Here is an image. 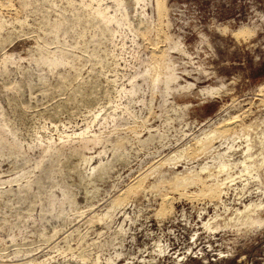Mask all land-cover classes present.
Wrapping results in <instances>:
<instances>
[{
    "label": "rangeland",
    "instance_id": "374dc122",
    "mask_svg": "<svg viewBox=\"0 0 264 264\" xmlns=\"http://www.w3.org/2000/svg\"><path fill=\"white\" fill-rule=\"evenodd\" d=\"M262 149L264 0H0V264H264Z\"/></svg>",
    "mask_w": 264,
    "mask_h": 264
},
{
    "label": "bare ground",
    "instance_id": "6f19581e",
    "mask_svg": "<svg viewBox=\"0 0 264 264\" xmlns=\"http://www.w3.org/2000/svg\"><path fill=\"white\" fill-rule=\"evenodd\" d=\"M200 91L202 93L203 92H206L203 89H201ZM249 148H251V147H249ZM248 161L250 162V164L248 165L247 168H252L253 167L254 170L257 169L256 168L257 166L260 168V166L262 164L264 165V149L260 150V152H258L256 154L249 155L248 156ZM257 176H258V179H260L259 174ZM262 194L264 195V192ZM261 200H264V196H263V198ZM263 206H264V203L262 201H259L258 203H256V202H249V204H244V206H243L244 208L243 209H241V208L236 209V212L234 214V218H238L237 219L238 221H240V220L243 221L244 222V226H249V225L257 224L260 220H254V218L252 217V214L254 213L255 210L261 209ZM208 227H210L211 230H215L214 226H210L209 225Z\"/></svg>",
    "mask_w": 264,
    "mask_h": 264
},
{
    "label": "built area",
    "instance_id": "2783aa9c",
    "mask_svg": "<svg viewBox=\"0 0 264 264\" xmlns=\"http://www.w3.org/2000/svg\"><path fill=\"white\" fill-rule=\"evenodd\" d=\"M213 234H216V233H213V232H210V239H212V235ZM214 238V237H213ZM209 250H210V248H211V244L209 243L208 244V247H207ZM195 255V253L193 252V256Z\"/></svg>",
    "mask_w": 264,
    "mask_h": 264
}]
</instances>
